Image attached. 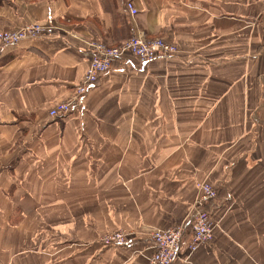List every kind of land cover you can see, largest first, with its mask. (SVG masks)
<instances>
[{"label": "crops", "instance_id": "crops-1", "mask_svg": "<svg viewBox=\"0 0 264 264\" xmlns=\"http://www.w3.org/2000/svg\"><path fill=\"white\" fill-rule=\"evenodd\" d=\"M262 1L0 0V31L55 27L0 44V254L19 246L7 264H150V232L188 221L203 182L218 189L213 240L188 255L185 239L173 264H264ZM134 35L178 52L116 61L81 109L49 117L89 43ZM117 230L127 243L103 247Z\"/></svg>", "mask_w": 264, "mask_h": 264}, {"label": "built area", "instance_id": "built-area-1", "mask_svg": "<svg viewBox=\"0 0 264 264\" xmlns=\"http://www.w3.org/2000/svg\"><path fill=\"white\" fill-rule=\"evenodd\" d=\"M263 6H264V0ZM131 17L137 14L133 2L125 4ZM55 33V27L48 24H25L16 29L1 30L0 44L15 46L24 40L48 38ZM87 48L88 66L70 97L55 103L48 111L51 119L65 117L77 109H81L83 99L112 68L113 64L126 56L140 65L156 59H167L174 56L177 47L161 39L147 40L143 35H134L116 46H106L100 42H91ZM218 199V189L207 182L197 186L196 199L193 202L191 216L179 225L153 231L150 235L153 252L148 261L150 264H173L178 258L180 244L187 239L188 255L195 253L202 245L213 240L217 224L214 222L210 206ZM129 234L118 230L101 238L103 247L122 246L127 243Z\"/></svg>", "mask_w": 264, "mask_h": 264}, {"label": "rangeland", "instance_id": "rangeland-1", "mask_svg": "<svg viewBox=\"0 0 264 264\" xmlns=\"http://www.w3.org/2000/svg\"><path fill=\"white\" fill-rule=\"evenodd\" d=\"M145 38V37H144ZM145 39H147V38H145ZM156 39H159V38H152V39H147V40H156ZM161 40H163V39H161ZM164 41H166V40H164ZM167 42V41H166ZM169 43V42H168ZM198 186V185H197ZM197 195V194H196ZM196 199V198H195ZM181 224V223H180ZM177 225H179V224H177ZM176 226V225H175ZM156 230H159V229H153V231H156ZM118 231V230H117ZM123 232L125 231L126 233H128V234H130V232H127L126 230H122ZM152 231V232H153ZM112 232H115V231H112ZM152 232H150V234L152 233ZM110 233V232H109ZM108 233H106L105 235H107ZM104 235V236H105ZM103 237V236H102ZM102 237H100V240L99 241H101V238ZM100 244H101V242H100ZM8 245V246H7ZM7 246V247H6ZM5 248H7V257H5L4 255H3V253H1L0 254V257L2 256V257H4V258H0L2 261H4L6 264H7V259L9 258V256H11L12 255V257H13V252H14V245H13V241L10 243V244H6L5 245V247L3 248L4 250H5ZM19 249V246L18 245H16V248H15V251L16 250H18ZM10 254H9V253ZM20 253H22V251L20 252ZM16 254H17V252H16ZM4 262H2L3 264H4Z\"/></svg>", "mask_w": 264, "mask_h": 264}]
</instances>
